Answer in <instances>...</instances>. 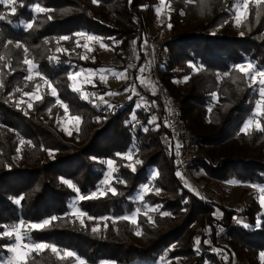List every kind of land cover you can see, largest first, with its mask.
Instances as JSON below:
<instances>
[{
  "label": "trees",
  "instance_id": "obj_1",
  "mask_svg": "<svg viewBox=\"0 0 264 264\" xmlns=\"http://www.w3.org/2000/svg\"><path fill=\"white\" fill-rule=\"evenodd\" d=\"M159 2L23 0V6L17 3L15 15L0 5V14L6 17L0 20V57H3L0 60V83L3 84L0 87V232L4 231L3 226H12L21 219L26 223L42 222L56 216L58 219L49 227L33 230L31 240L70 250L87 264L142 263L155 259L162 251L169 258L187 257L189 264H218L210 246L204 243L208 239L214 247V237L218 234L216 239L225 244L222 245L225 250L233 251L239 263L264 264V259L258 257L264 252V227H256L258 217L264 220V207L257 199L240 210L203 201L179 179L175 145L169 134L154 122L150 124L143 110L133 108L134 96H125L120 106L112 105L113 99L107 101L112 105L108 108L98 98L116 90L96 82L83 87L100 102L99 106L92 107L81 98L82 93L72 90V83L67 79L69 71L102 67L94 53L92 62L79 59L76 32L99 37L112 49L113 57L123 60L118 47L126 46L130 37H136L139 46L152 25L153 10ZM163 2L169 4L170 10L167 38L161 43L160 84L169 98L176 101L179 119L193 135V148L202 153V160L191 167L209 181L254 185L264 195V132H240L252 113L257 94L248 87L249 81L233 69L245 61L264 68V4L250 2L247 19L238 27L233 10L237 0ZM37 3L51 11L35 14L32 6ZM27 22H33V29L25 30ZM60 36L70 39L57 43ZM8 40L14 43L7 45ZM17 41L29 49L28 58L38 65L39 72L58 92V97L45 92L44 99L33 103L29 112L9 101L18 98L16 88H34L25 82L24 52L15 47ZM57 47L67 51L57 53ZM76 54L77 58H72ZM50 56L59 59L50 61ZM9 64L11 68L5 67ZM189 65L201 70L193 72ZM36 79L42 84L39 77ZM213 92L217 94L216 99L212 97ZM57 98L69 107L70 115L81 117L71 135L59 132L56 126L46 122L45 112L49 108L58 116L62 114L59 107L53 106ZM133 113L136 121L131 120ZM260 119L264 122V117ZM145 127L148 131L143 130ZM21 139L25 141L23 145L19 143ZM18 146L21 147L19 154ZM130 150L135 172L126 166L123 156L117 155H126ZM108 159L118 168L114 175L125 180L126 185L112 182L118 195L109 192L102 198L77 202L76 206L87 214L82 226L68 214L69 202L77 192L62 183V178L71 181L81 194L89 195L97 191L107 171ZM136 159L142 164L135 165ZM153 172H156L155 179ZM145 183L155 193H147L144 201L158 208V212L150 214V221L143 214H137L136 224L124 219L112 220L136 208L133 196ZM156 189L160 191L157 193ZM21 197L17 205L14 201ZM161 212L170 215L163 216ZM88 216L108 219L89 220ZM233 216L244 222L233 224ZM192 224L199 231L208 229L210 234L206 237L209 238L193 233ZM94 227H99L97 232L92 231ZM137 231L141 234L137 235ZM194 237L201 240L199 246L194 243ZM12 243L7 237L0 239V261L7 257L5 246ZM174 243H183L186 248L168 252L167 248ZM223 255L222 261L224 257L228 259ZM72 260L71 257L61 260L48 249L39 255L32 253L27 264H71Z\"/></svg>",
  "mask_w": 264,
  "mask_h": 264
},
{
  "label": "rangeland",
  "instance_id": "obj_2",
  "mask_svg": "<svg viewBox=\"0 0 264 264\" xmlns=\"http://www.w3.org/2000/svg\"><path fill=\"white\" fill-rule=\"evenodd\" d=\"M254 3V2H253ZM159 9V11H157ZM170 10L168 3H161L159 2L158 6H156L153 10V17H152V25L150 26L149 30L146 31V33L143 35V38L141 42L139 43V46L137 47L135 38L136 37H130L128 40V44L126 46H119V43L113 42V44H118V51L121 53V56L124 58L123 60L120 58L113 57V52L110 47H107L104 45L100 39L99 40H92L88 41L84 37H75V45L79 46L80 56L86 55L88 58L85 60H89L90 62L95 60L94 54L97 57L98 61L102 65V67H99L97 69H83L82 75L77 78L76 81H71L72 85L75 84L77 87L80 88V93L88 94L89 99L85 100L89 104V106L96 107L100 105V102L96 99H93V96L90 94V92L83 89L84 86H91L95 84L96 82L104 85V86H112V88H115L116 91L113 92L112 95H109L108 93L101 95L104 98V101H110L113 99L115 101L112 105L114 106H120L122 105L123 99L125 96H134L133 98V108L134 109H141L143 112L148 114V117L150 120H152L157 126L160 128H163L167 133V129L163 127L160 124V120L157 115H160L161 109L157 107L156 111H147L146 107L143 106V102H140L139 100H144L148 98H157L158 101H161V107L166 108L168 113H176L177 114V108H176V101L169 98L168 93L165 92L164 89H162L160 84V74L159 70L162 68L163 64V52L161 50V43L167 38V32H166V21H167V15L168 11ZM235 15V12H234ZM87 43L88 47L92 49L91 52H89L87 49L83 47V45ZM148 45H151V50H149ZM78 47V46H77ZM152 52L155 54L157 53L156 57L153 56ZM94 53V54H93ZM76 57L77 54L73 55L72 58ZM80 59V57H79ZM78 59V60H79ZM81 60V59H80ZM141 68H143V72H141ZM81 69H76L75 71H80ZM91 70L95 72L96 74L91 77L93 83L87 84L85 82V77L87 75V72ZM98 70H105L104 75L106 79L101 80L100 79V71ZM116 73L121 74L119 78ZM34 80L33 81H26V83L32 84L34 88H31V90L28 88L27 90L22 89L20 92H18V98L16 100L9 99L10 102H13L16 105V102L19 100L23 101H29V98L26 96H23V92H32L35 91L36 85L39 84L37 82V76H35V72L33 73ZM40 87V92L43 95L45 92L50 94V90L47 88L46 85L42 82ZM121 85L123 88H118V86ZM127 89V91H126ZM30 90V91H29ZM121 90L120 92H117ZM163 91V99H161L160 91ZM159 92V93H158ZM257 94V93H256ZM82 95V94H81ZM148 97V98H146ZM257 99H259L257 95ZM256 99V100H257ZM253 105L252 113L255 109V102ZM163 101L165 102L162 103ZM21 103L20 108L26 112H29V108L27 107V103ZM32 103H35L33 101ZM138 105H141L140 107H137ZM53 106L59 107V109L62 111L61 115H56L54 113L51 114L46 110L45 119L48 124L52 123L54 126H56L57 130L63 134L68 135L63 129L67 128L68 131L71 133L75 131L77 125L74 121H70V114L68 117L64 115V110L59 106L55 104V101H53ZM154 107V104H153ZM250 115V117L245 121L247 122L250 118L253 120V124L250 127L249 131L256 130L255 128V121L256 117L253 115ZM244 122V123H245ZM186 129V128H185ZM176 144V143H175ZM174 146V144H173ZM174 155H176V146L173 147ZM194 156H202V153L195 150V148L192 149ZM203 157V156H202ZM125 161L128 164H133L132 160H126ZM197 161H189L187 162L186 170L189 172L188 178L181 175H179V179L181 180L182 184H184L186 187H188L192 192H195L203 201H213L220 207H223L224 209H233V210H240L246 205L250 204V201L253 199H257L258 204L259 203V197L261 196V191L254 185H246V184H239L234 181L229 182H215V181H209L207 179H204V174L200 171H196L195 168L191 167L194 163ZM107 165V164H106ZM107 171L105 172L103 178L99 181L98 185H101V182L105 178V175ZM178 172V171H177ZM103 188V186L101 185ZM210 187L212 190L210 192L207 190V188ZM141 190V188L138 190V192ZM151 191H153L151 189ZM150 191V192H151ZM136 192L133 196V199L137 201L136 208L126 215H131L135 213V210L137 208H140L141 211L137 214H143L148 220L150 221V214L156 213L158 211H149V206L155 207V205H152L151 203H147L145 201L139 202L136 197ZM155 193V191H153ZM77 197V196H76ZM73 197L69 202V213L70 214V205H73L75 202V198ZM77 204V203H76ZM261 206V205H260ZM261 210V209H260ZM136 214V216H137ZM71 215V214H70ZM73 219H77V221H80V219H84V217L76 218L71 215ZM116 220V219H112ZM131 221V220H129ZM240 221V222H238ZM231 222L234 223H243L244 219L237 218L236 216H233L231 218ZM99 229V227H97ZM190 230L193 233H199V235H204L205 238L206 235L210 234V231L206 228L199 231V229L196 228L194 224L190 226ZM218 234L214 237L215 239V246H211V243H207L210 248L211 252L214 254L216 258V262L218 264H244V262L236 261L234 258L233 251L229 248V250H225L223 248L222 243H219V240H217ZM194 237V241H195ZM206 241H209L208 239ZM14 243V238H13ZM172 245H175L174 249H177L179 251L183 250V248H186V245H183V243H174ZM170 245L167 249H170L172 247ZM173 250V249H172ZM169 252V251H168ZM223 254H226L227 258L224 257L223 261ZM15 254L12 252H7V257L3 258L2 261H0V264H4V262L10 260L13 258ZM60 255H63V252L60 253ZM57 256V255H56ZM161 256H165V251H162L159 253V255L155 259H150L148 261L142 262V263H134V264H154V262L159 261V258ZM59 257V256H57ZM260 257V254L258 256ZM72 263L76 264L75 257H71ZM190 259L187 257H184L182 255L175 256L172 258H169V256H165V260L162 262V264H189ZM87 264V263H86ZM101 264H113L111 262H103Z\"/></svg>",
  "mask_w": 264,
  "mask_h": 264
},
{
  "label": "snow or ice",
  "instance_id": "obj_3",
  "mask_svg": "<svg viewBox=\"0 0 264 264\" xmlns=\"http://www.w3.org/2000/svg\"><path fill=\"white\" fill-rule=\"evenodd\" d=\"M20 3V6H23V0H0V5H4L6 7H8L10 9V13L12 15H15L17 13V3ZM189 2H191V0H189ZM250 2H254L256 5H261L264 4V0H237V3L233 5V10L235 12V24L236 26H240L242 24V22L244 20L247 19V16L249 14V4ZM93 3H97V0H93ZM161 3H163V0H161ZM32 10L34 11L35 14H41V13H46L48 11H51L50 9H47L45 7L40 6V4H36L34 6H32ZM157 11H159V9H157ZM6 17L2 14H0V20H5ZM35 19V17H34ZM49 20L52 19L51 16L48 17ZM34 24L33 22H27L25 25V30H31L33 29ZM168 27H171V24L168 25ZM76 37H84L86 40L88 41H92V40H99L100 38L95 36V35H91V34H86L83 31L80 32H76L74 34ZM241 35H243V33H241ZM70 37L69 36H60L57 40V43H59V41H67L69 40ZM14 42L12 40H8L7 41V45H12ZM45 43H48V41H45ZM7 45H5V47H7ZM78 47L80 46L79 44L77 45ZM15 47L19 48V49H23L24 52V59L22 61L23 65H26V72L27 75L24 77V79L26 81H33L34 80V75L33 73L35 72V76L39 77L40 80L43 81L44 85L47 86V88L50 90V95L52 97H58V92L57 89L52 85V83L49 81V79H47L43 74H41L38 70V65L32 60L28 58V53H29V49L27 47L24 46V44L22 42H15ZM83 47L85 49H87L89 52L92 51V49H90L88 47V44L85 43L83 45ZM55 51L57 53H60L62 51H67L66 49H62L61 47H57L55 49ZM88 57L86 55H81L80 59L81 60H85ZM3 57H0V60H2ZM58 57L57 56H50L49 60L53 61V60H57L58 61ZM190 67L193 68V72H197L200 71L201 69L197 68L194 65H189ZM5 67L11 68V65H5ZM233 69L242 74V76L244 78H246L249 83H248V87L253 89L259 99L256 100L255 102V109L252 113V115L254 117H256V121H255V128L257 131H261L264 132V122L261 121V117H264V68H258L257 65H255L254 63L250 62V61H245L242 62L240 64H236L233 66ZM14 71V69H13ZM84 70L81 69L80 71H69L67 73V79L69 81H76L78 77H80L82 75V72ZM100 71V79L104 80L106 79L105 75H104V71L105 70H98ZM141 72H143V68H141ZM96 73L89 70L87 72V75L85 77V82L87 84H92L93 81L91 79V77L93 75H95ZM115 75H117V77L119 78V76L121 74L116 73ZM223 75L227 76L229 75V73H224ZM218 78H219V74H218ZM187 79V78H186ZM27 87V85H25ZM0 87H3V84L0 83ZM40 87L41 85L37 84L36 85V89L35 91L32 92H23V96H26L29 98V101H23V100H19L16 102V106L17 108L20 107L21 103H27V107L29 109H32L33 107V101L35 102H39L42 101L44 99L43 95L40 92ZM72 90L73 91H80V88L77 87L75 84L72 85ZM16 92H20L21 89L20 88H16L15 90ZM127 91V89H126ZM109 95H112L113 93H108ZM11 97V94H9ZM95 95V94H92ZM212 97L213 99L217 98V94L215 92L212 93ZM82 99H89V95L88 94H83L81 95ZM99 100L106 104L108 108H112L111 104H107V101H104L103 96L99 97ZM55 104L59 105L63 110H64V115L66 117L69 116V107L64 104L59 98H57L55 100ZM141 105H138L137 107H140ZM143 106H147L146 103ZM52 109L49 108L48 112L51 114ZM209 111H211V109H209ZM27 114V113H26ZM131 120L132 121H136L137 117L135 115V113H133L131 115ZM70 121H74L76 123V125L78 126L81 122V117L79 115H71L70 116ZM149 123H153L152 120L149 121ZM253 124V120L250 118L247 122H245L243 124V126L240 128V132L247 134L250 127ZM68 135H71L72 133L70 131H68L67 128L63 129ZM144 131H148V128H144ZM20 145H23L25 143V141L23 139L20 140ZM16 152L19 154L21 152V147H17L16 148ZM49 155H52V152L49 151ZM118 156H123L124 159L126 160H132V150H130L128 152V154H117ZM107 164V169L108 172L105 175V178L103 179V181L101 182V185L103 186V188L101 187V185H98L97 191H93L92 193H90L89 195H83L79 192V189L76 188V186L69 180H65L62 178V183L66 184L69 188L73 189L74 191L77 192V197L75 198V202L73 205H70V214L76 218H81L86 216L87 214L82 211L79 207L76 206V203L79 201H84V200H91V199H97V198H102L105 195H107L109 192L115 196L118 195V189L112 186V182H118L119 184L122 185H126V181L123 180L122 178H120L117 175H114L118 172V168L117 166L114 164V161L112 159H108L106 161ZM135 165H140L142 164V161L139 159H136L134 162ZM127 167H129L131 169L132 172L136 171V167L133 164H128L126 165ZM177 175H181L179 172H177ZM156 177V172L152 173V178L155 179ZM151 191V188L149 186V183H145L144 185L141 186V190L137 193V197L136 199L139 202H143L145 199V195L147 193H149ZM157 193L160 191V189H156ZM264 191V190H262ZM23 199V197L15 199V203L17 205H19L21 203V200ZM131 199V198H130ZM259 203L261 205V207H264V195H261L259 197ZM149 211H157L158 208L157 207H151L149 206L148 208ZM141 211L140 208H137L135 210V213L131 214V215H125L124 217H120V218H113V219H124V220H131V222L133 224L137 223V219H136V214L139 213ZM68 215V214H65ZM161 215L163 216H168L170 215V213L168 212H161ZM58 219V217L53 216L50 219H45L42 222H25L24 220H20L18 223H15L12 226H3L4 227V231L0 232V239L7 237L9 240H13L14 238V243L10 244V245H6L5 247H7V250L9 252L14 253L15 255L13 256L12 259L4 262V264H27V258L32 254V253H36L37 255L43 253L45 250L50 249L51 252L53 254H56L57 256H59V258L61 260H63L64 258L67 257H75L76 260V264H86L85 260L81 259L77 254H75L74 252L70 251V250H62L60 248H58V246L51 244L49 242H34L31 240L30 238V233L33 230H43L46 227H49L53 221H56ZM89 220H107V217H101V218H94L91 216H88ZM240 222V221H238ZM80 223L82 226H84V220L80 219ZM245 227H247L248 225H244ZM256 227L260 228V227H264V220H262L260 217L257 218V224ZM93 232H97L98 228L94 227L92 228ZM137 235H140L141 233L139 231H137L136 233ZM194 243L199 246L201 244V240L199 238H195ZM204 243H209V241H204ZM175 248V245H172V247L170 249H168L167 251H171L172 249ZM61 251H63V255L61 256L60 253ZM260 257L261 259H264V252L260 253ZM165 260V256H161L159 258V261L154 262V264H162V262Z\"/></svg>",
  "mask_w": 264,
  "mask_h": 264
},
{
  "label": "built area",
  "instance_id": "obj_4",
  "mask_svg": "<svg viewBox=\"0 0 264 264\" xmlns=\"http://www.w3.org/2000/svg\"><path fill=\"white\" fill-rule=\"evenodd\" d=\"M149 50H151V45H148ZM153 56L156 57L157 53L155 54L152 52ZM159 93V92H158ZM163 91H160L161 99H163ZM148 98V97H146ZM159 100V99H158ZM157 98H148L144 100H139L143 102L147 111H156L157 107L161 109L160 115H157L160 124L165 127L168 131L169 137L171 141L176 146V162H177V171L180 172L183 176L187 177L190 175L189 172L185 169L187 166V162L189 161H200L202 160V156H194L193 155V135L188 132L185 127L183 126L181 120L179 119L178 114L176 113H168L166 108L161 107V101H158ZM163 101L162 103H164ZM154 104V107H153ZM166 106V102H165ZM176 143V144H175Z\"/></svg>",
  "mask_w": 264,
  "mask_h": 264
}]
</instances>
